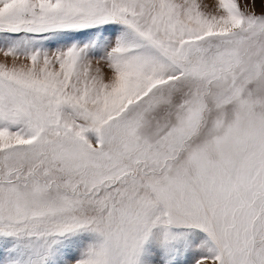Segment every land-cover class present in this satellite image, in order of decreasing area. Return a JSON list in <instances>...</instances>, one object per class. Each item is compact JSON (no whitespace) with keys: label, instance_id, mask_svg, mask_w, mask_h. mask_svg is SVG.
I'll use <instances>...</instances> for the list:
<instances>
[{"label":"snow or ice","instance_id":"snow-or-ice-1","mask_svg":"<svg viewBox=\"0 0 264 264\" xmlns=\"http://www.w3.org/2000/svg\"><path fill=\"white\" fill-rule=\"evenodd\" d=\"M0 264H264V13L0 0Z\"/></svg>","mask_w":264,"mask_h":264},{"label":"rangeland","instance_id":"rangeland-1","mask_svg":"<svg viewBox=\"0 0 264 264\" xmlns=\"http://www.w3.org/2000/svg\"><path fill=\"white\" fill-rule=\"evenodd\" d=\"M238 0L240 3L242 10L247 11L248 13H255L260 15L264 13V0ZM206 3L209 5V10L214 8V5L217 3V0H206Z\"/></svg>","mask_w":264,"mask_h":264},{"label":"bare ground","instance_id":"bare-ground-1","mask_svg":"<svg viewBox=\"0 0 264 264\" xmlns=\"http://www.w3.org/2000/svg\"><path fill=\"white\" fill-rule=\"evenodd\" d=\"M259 2H260V0H259ZM259 2H257V3H259Z\"/></svg>","mask_w":264,"mask_h":264}]
</instances>
